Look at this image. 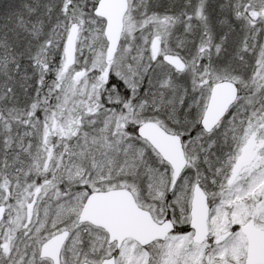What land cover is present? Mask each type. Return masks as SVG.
Listing matches in <instances>:
<instances>
[{"label":"snow or ice","instance_id":"snow-or-ice-1","mask_svg":"<svg viewBox=\"0 0 264 264\" xmlns=\"http://www.w3.org/2000/svg\"><path fill=\"white\" fill-rule=\"evenodd\" d=\"M0 264H264V0H0Z\"/></svg>","mask_w":264,"mask_h":264}]
</instances>
